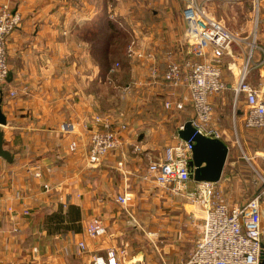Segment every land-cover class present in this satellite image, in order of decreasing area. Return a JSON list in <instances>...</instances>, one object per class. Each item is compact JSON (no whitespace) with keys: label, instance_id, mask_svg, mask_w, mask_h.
I'll return each instance as SVG.
<instances>
[{"label":"crops","instance_id":"0c3cea01","mask_svg":"<svg viewBox=\"0 0 264 264\" xmlns=\"http://www.w3.org/2000/svg\"><path fill=\"white\" fill-rule=\"evenodd\" d=\"M100 1L0 0L21 15L7 36L10 79L0 84L6 117L0 125L3 148L12 156L11 162L0 156V264H98L96 258L107 264L110 249L116 264H186L193 251L203 221L200 200L141 177L146 160L160 158L166 146L182 139L177 134L187 121L182 112L187 106L193 109L186 103L181 110L164 106L166 99L181 97L185 102L184 89L171 96L162 78L150 75L148 62L127 58L124 48H115L118 38L108 23L112 16L105 6L101 10ZM169 9L172 22L169 15L160 17L163 23L149 36H134L147 44L143 49L154 52L160 71L167 46L178 49L185 28L182 8ZM148 11L154 16L158 12ZM103 32L110 35L106 49ZM121 54L125 64L112 70L111 60H120ZM142 71L151 79L141 76ZM122 78L138 81L131 80L124 90L119 86ZM13 88L16 93L10 96ZM96 116L127 126L122 147L91 165L85 158L90 134L99 126ZM63 123H70L72 131L62 130ZM218 138L229 147L215 182L222 198V191L238 188L234 181L240 155L230 150L226 138ZM39 168L42 175L36 177L33 171ZM195 184L191 178L189 189ZM123 192L131 198L120 204L115 197ZM243 199L223 200L242 204ZM92 218L100 219L104 234H86Z\"/></svg>","mask_w":264,"mask_h":264},{"label":"built area","instance_id":"2783aa9c","mask_svg":"<svg viewBox=\"0 0 264 264\" xmlns=\"http://www.w3.org/2000/svg\"><path fill=\"white\" fill-rule=\"evenodd\" d=\"M181 14L185 21L184 34L189 51L187 58L178 60L169 50L165 53L164 68L160 71L154 52L138 48L135 40L127 45L126 56L148 62L150 75L155 79L158 76L162 78L170 88L171 96L175 97V91L183 88L194 113L192 125L201 134L218 137L219 133L211 123L213 106L210 98L225 87L222 81L223 58L231 54L238 37L209 16L195 0H186ZM20 22L19 11L12 9L8 3L0 4V84L7 80L9 74L7 36ZM248 73L246 68H241L235 84L227 85L232 87L235 98H244L246 108L243 111V125L259 129L264 134V80L253 84L248 80ZM15 93L14 88L9 90L10 96ZM184 105L181 97L164 102L165 107L178 110L183 109ZM95 120L99 126L90 134L85 158L86 164L91 165L100 162L107 153L122 147V133L127 126L121 120L116 124L97 116ZM61 128L67 132L73 129L70 123H63ZM181 128L183 125L178 127ZM69 146L73 150L76 142L72 141ZM192 146L191 138L179 139L166 146L160 158L149 162L143 175L145 181H153L174 194L197 198L203 206V221L186 264H258L264 233V178L261 184L263 189L242 204L224 201L215 182L196 181L195 186L189 189ZM133 147L139 150L137 144ZM33 175L40 177L42 170H34ZM44 187L49 186L45 183ZM130 198L131 194L123 192L117 194L115 200L125 204ZM85 232L89 237L99 236L104 234L105 227L100 219L92 218ZM78 245L85 247L84 241H79ZM107 255V264H116L114 250H108ZM95 262L105 263L102 258H96Z\"/></svg>","mask_w":264,"mask_h":264},{"label":"rangeland","instance_id":"374dc122","mask_svg":"<svg viewBox=\"0 0 264 264\" xmlns=\"http://www.w3.org/2000/svg\"><path fill=\"white\" fill-rule=\"evenodd\" d=\"M195 1L202 6V9L209 16L219 21L225 28L238 37V42L233 44L231 48V54H227L223 58L222 81L225 83V87L221 92L215 94L213 103L210 100L211 104H213L212 106H214L211 123L214 128H217L215 129L219 135L227 139L231 148L230 150H236L240 155L236 161V166H238L240 172L238 178L234 181L235 186H238V188L232 192L222 191V198L230 196L232 198H244L243 201L248 200L256 192L263 189L261 184H263L262 179L264 178V134L259 129L248 128L243 125V113L239 116L238 109L244 111L246 108L245 102L242 96L235 98L232 87H229L227 84H235L241 68H246L249 71L248 80L251 83L258 84V82L264 80V0ZM185 3L186 0H101L100 7L102 10L105 6L112 19L116 20L118 26H121L126 33L124 35L127 37L125 39L126 42L120 43L118 46L119 49L124 48L123 53H126L127 45L131 40H135L138 48H148L147 44L137 42L134 36L142 38L143 34L146 35L147 33L154 32L163 23L161 18L164 16H171L172 22L174 13L170 12L169 7L183 8ZM148 8L156 9L158 11L157 14L155 16L150 15ZM153 24H155L154 27H152ZM165 27L163 26L159 32H164ZM133 28H136V31ZM184 30L185 28L182 34H180L178 49L175 48L177 45L167 46V49L173 52L174 57L179 59L189 52ZM147 35L149 36V34ZM119 58L120 60H117V58L111 60V66L114 65V70L116 68L121 69L122 63L125 64L122 54ZM142 72L143 74L139 72L141 76L151 79L147 73ZM122 80L124 81L120 85L116 83L124 90L129 86L131 80H134V82L138 81L131 78H122ZM188 102V99L185 98V103L190 104ZM122 104H125V101ZM182 113V119L188 120L192 117L193 112L187 106ZM241 156H245V158ZM228 158L231 159L232 155ZM148 164L149 161L146 160L143 171H140L142 179ZM262 238L264 240V233L262 234Z\"/></svg>","mask_w":264,"mask_h":264},{"label":"water","instance_id":"95a60500","mask_svg":"<svg viewBox=\"0 0 264 264\" xmlns=\"http://www.w3.org/2000/svg\"><path fill=\"white\" fill-rule=\"evenodd\" d=\"M10 79V72L7 80ZM2 90L0 89V125L6 123V117L2 112ZM180 138L193 141L191 159L189 165L192 167L191 178L195 181L217 182L220 180L224 165L228 156L229 147L218 137L206 136L198 132L190 120L178 129ZM0 156L11 162V154L3 148V132L0 128ZM258 264H264V243L261 245V254Z\"/></svg>","mask_w":264,"mask_h":264},{"label":"trees","instance_id":"16d2710c","mask_svg":"<svg viewBox=\"0 0 264 264\" xmlns=\"http://www.w3.org/2000/svg\"><path fill=\"white\" fill-rule=\"evenodd\" d=\"M108 23H109V26L112 28V30H111L112 35L115 36L116 38H118V40H116L117 41V44L115 46V48H116L120 44V42H121V44L126 42V40H125L126 36H124L126 33L121 28V26H118L116 20H113V19L110 18V19H108ZM109 37H110V35L105 33V32H103V34L101 35V42L105 44L103 49H106V47H107L106 46V42L109 39ZM97 40H99V39L97 38ZM124 55H125V57H127L125 52H124ZM5 82H3V83H5Z\"/></svg>","mask_w":264,"mask_h":264}]
</instances>
